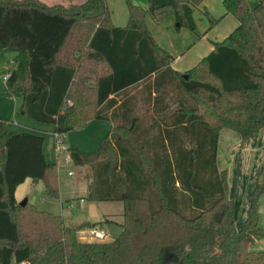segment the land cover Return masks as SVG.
<instances>
[{
  "label": "trees",
  "instance_id": "trees-1",
  "mask_svg": "<svg viewBox=\"0 0 264 264\" xmlns=\"http://www.w3.org/2000/svg\"><path fill=\"white\" fill-rule=\"evenodd\" d=\"M66 1L0 0V52L16 54L4 89L55 133L111 123L96 153H69L90 170L86 200L124 204L122 230L83 240L61 215L21 206L27 180L60 197L59 166L46 160L44 137L0 118V264H264V251L250 250L264 240V184L257 178L238 227L217 165L222 130L246 142L264 129V0H224L239 25L185 73L146 17L173 15L196 30L194 7L205 0L130 3L126 26L113 23L107 0Z\"/></svg>",
  "mask_w": 264,
  "mask_h": 264
},
{
  "label": "rangeland",
  "instance_id": "rangeland-1",
  "mask_svg": "<svg viewBox=\"0 0 264 264\" xmlns=\"http://www.w3.org/2000/svg\"><path fill=\"white\" fill-rule=\"evenodd\" d=\"M58 1L68 2L66 0H48L46 2L55 3ZM72 2L78 3L79 1L70 0V3ZM148 15L146 23L156 42L174 56V53L183 52L186 48H189L194 43L196 37L201 33L198 28H196V30H192L186 25H182L179 28L175 27L174 21H171V19H175L173 15H169L160 21H156L150 14ZM15 56L16 54L14 52H7L5 54L0 52V118L8 121V128L11 131H26L44 137V154L49 163L58 164L60 170L58 175L59 184H62L63 190L65 191L64 197L52 199L48 197L46 189L43 187V182H40L38 186H32L30 181H27V183H23L17 189L16 197L18 202L21 203L25 199H28L30 203L33 202L40 210L54 213H62L61 209L63 205L65 220L68 221L67 224L69 226H73L70 224V221L80 227L85 223L96 224L101 220H105L107 222H104V224H97V226H103L104 229L109 231L108 237L106 236L103 240L106 242L114 240L120 235L122 230L121 224L123 222L124 204L122 202L81 201V199L78 198L83 195L80 194L82 183H84V186L88 185L89 187L91 182L90 170L86 167H76L72 162L67 163L65 159L67 156H70L69 151L66 153H57L56 150L55 126L53 124L36 122L28 116L21 114V99L10 97L4 89L6 86L4 75L10 68H15ZM21 125L33 128H30V130H21ZM111 129L110 122L95 120L85 129L71 131L64 134V140L69 150L79 149L84 153L94 154L100 149L102 141L109 135ZM240 149L241 148L238 147L237 157H239L238 152ZM227 154H229L228 157H230L231 154L229 152ZM256 157H254V159ZM237 159L235 158V162L232 164L231 160L228 161L229 164L227 166V171L229 170L231 175L233 172L232 168H234L235 163L239 164ZM252 161L253 160L251 158L246 161L241 159V166L237 169H239L240 172H242V169H245L248 173H256L255 180L259 178V181L264 184V161L262 164L258 163L256 165V170H254L251 165ZM248 169H250V171ZM69 171L74 173L72 177L68 175ZM239 177L241 183V175ZM229 178L230 176L228 173V184L230 183ZM70 201L74 202V207H70ZM259 206L261 212L260 227L264 228V195L260 198ZM81 219L86 220H83L84 222H80ZM236 221L239 226L241 219L239 220V218L236 217ZM97 226L96 228L100 230ZM89 229L91 228H86L85 230ZM81 238L86 240L88 237L83 236ZM90 238L94 241L100 240L92 236ZM261 244H263L262 247H264V240L257 241L252 245L250 250L264 251V248H262V250H258V247H260Z\"/></svg>",
  "mask_w": 264,
  "mask_h": 264
},
{
  "label": "crops",
  "instance_id": "crops-1",
  "mask_svg": "<svg viewBox=\"0 0 264 264\" xmlns=\"http://www.w3.org/2000/svg\"><path fill=\"white\" fill-rule=\"evenodd\" d=\"M44 1H48V0H44ZM107 3L111 11L113 23L116 26H126V24L128 23L130 3L141 5L146 9L148 8V0H107ZM248 3L251 7H254L258 4V0H248ZM193 16L197 28L198 30L201 31V33L196 37L194 43L189 48H186L183 52L174 53L175 59L172 63V66L177 71L182 73H185L186 71L192 69L203 58L209 55L215 48L214 42L224 40L239 25L238 19L233 14L226 12L224 6V0H205L200 5L194 7ZM211 19H214L215 22L211 23ZM148 21H149V17H148ZM171 21H174L175 27L177 28L181 27L179 23L176 21V19L174 20L171 19ZM21 103H22V99H21ZM21 128H22L21 130H30V128L33 127L21 125ZM11 132L23 133L26 131L15 130ZM238 147L241 148L238 152L239 157H237ZM228 152L231 154L230 157H228L229 156V154H227ZM262 152H264V129L260 130L257 134H255L251 139H249L246 142H243L241 136L234 131L224 129L220 133L218 154H217V165L221 172L226 171L229 173L230 176L229 178L230 183L228 184L229 198L232 199L235 203L236 217L239 218V220L241 219L242 221V222L240 221V225H242L248 217L250 197L257 179L255 180L256 173L253 172L248 173V171H246L245 169H242V172H240L239 169L237 168L238 167L240 168L241 166V159L246 161L249 158H251L253 160L251 165L253 166L254 170H256V165L258 163L262 164L264 161V153ZM254 157L256 158L254 159ZM235 158L236 159L238 158L237 162H239V164L235 163L234 168H232L233 172L231 175L229 170L227 171L228 168L227 166L229 164L228 161L231 160V164H232L233 162H235L234 161ZM250 169L248 170L250 171ZM240 175H241V183L239 177ZM27 181H30L32 186H38L40 183V182L34 183L32 180H27ZM27 181L25 183H27ZM59 186H60V197H64L65 191L63 190L62 184H59ZM43 187L45 188V185ZM87 193H88V185L84 186V183H82V189L80 194L83 195H81L78 198H80L81 201H86L85 198L87 196ZM28 202L30 201L28 200ZM73 203H74L73 201H70V207H74ZM61 210L62 213L61 212L60 213L51 212V213H54L56 215H61L65 220L63 205ZM83 220L86 219H81L80 222H84ZM65 222L67 224L68 221L65 220ZM104 222L107 221L101 220L96 224H104ZM70 224L79 229L80 237L83 236L88 237L86 240L94 241L90 238L92 236L90 235V230H98L101 233H103L105 237L106 236L108 237L109 231L104 229L103 226H97L100 228V230L97 229L96 227L94 229L91 228L89 230H85V229H81V226L78 227V225L71 223V221ZM262 245L263 244H261V246L258 247V250H262V248H264L262 247Z\"/></svg>",
  "mask_w": 264,
  "mask_h": 264
},
{
  "label": "built area",
  "instance_id": "built-area-1",
  "mask_svg": "<svg viewBox=\"0 0 264 264\" xmlns=\"http://www.w3.org/2000/svg\"><path fill=\"white\" fill-rule=\"evenodd\" d=\"M9 77V74H5L4 75V79L7 80ZM55 137H56V150H57V153H66L69 151L66 143H65V140H64V135L63 134H60V133H55ZM65 161L67 163L69 162H72L71 161V157L70 156H67ZM69 175L72 176L74 175V173L72 171L69 172ZM90 235H92L93 237H96L97 239H100V240H103L105 238V235L103 233H101L100 231L98 230H90ZM26 264V263H25Z\"/></svg>",
  "mask_w": 264,
  "mask_h": 264
},
{
  "label": "water",
  "instance_id": "water-1",
  "mask_svg": "<svg viewBox=\"0 0 264 264\" xmlns=\"http://www.w3.org/2000/svg\"><path fill=\"white\" fill-rule=\"evenodd\" d=\"M186 78L188 77V75H185ZM28 203V199H25L23 202L20 203L21 206L25 207ZM86 228H92V224L91 223H85L81 226V229H86Z\"/></svg>",
  "mask_w": 264,
  "mask_h": 264
}]
</instances>
